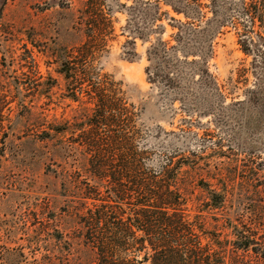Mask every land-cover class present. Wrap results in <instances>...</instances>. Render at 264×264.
<instances>
[{"label": "rangeland", "instance_id": "obj_1", "mask_svg": "<svg viewBox=\"0 0 264 264\" xmlns=\"http://www.w3.org/2000/svg\"><path fill=\"white\" fill-rule=\"evenodd\" d=\"M88 1L95 13H86ZM243 2L0 0V106L9 119L0 152V264H74L76 251L86 250L72 242L80 227L66 211L76 199L56 175L79 167L74 154L57 153L72 136L45 141L43 132L85 120L93 108L78 91L87 87L83 75L67 82L58 55L96 28L102 42L89 68L118 85L132 106L131 149L145 152L150 168L171 159L186 166L192 216L208 197L193 190L195 180L227 191L222 210L203 213L208 227L214 216L220 225L248 221L252 180L264 174V0L254 7L255 23ZM246 36L253 44H242ZM253 90L257 103L249 99ZM75 91L80 102L70 99ZM57 249L64 256L52 262Z\"/></svg>", "mask_w": 264, "mask_h": 264}, {"label": "trees", "instance_id": "obj_2", "mask_svg": "<svg viewBox=\"0 0 264 264\" xmlns=\"http://www.w3.org/2000/svg\"><path fill=\"white\" fill-rule=\"evenodd\" d=\"M246 1L243 7L255 23L259 19L254 10L257 0ZM87 6L86 13L96 12L91 1ZM172 8L180 13L175 6ZM101 34L96 28L80 47L58 55L60 73L67 82L78 83V76L83 75L79 79L87 87L78 91L93 108L85 120H76L70 126H50L43 132L45 141L70 134L72 138L62 143L57 153L74 154V165H79L56 173L62 186L70 189L71 197L76 199L66 211L80 227L72 242L86 249L76 251L74 264H264V174L252 180L255 199L244 216L247 222L235 225L226 220L220 225L214 216L216 225L208 227L209 216L203 213L222 210L227 191L212 190L210 184L198 180L193 182V190L199 188L208 197L197 215L192 216L188 207L193 194L191 185L183 181L190 171L183 170L186 166L173 159L160 168H150L146 153L131 149L126 127L135 116L132 106L118 85L89 68L102 42ZM245 43L253 44V40L246 36L242 41ZM243 47L244 53H251L250 48ZM249 94V99L257 103L256 91ZM70 99L80 102L77 91ZM8 122L0 106V152L8 138ZM76 146L85 154L83 163L76 155ZM259 167L264 171L263 164ZM57 239L63 241L62 236ZM63 253L59 249L51 252V261Z\"/></svg>", "mask_w": 264, "mask_h": 264}]
</instances>
